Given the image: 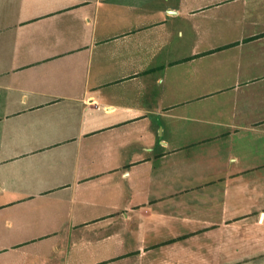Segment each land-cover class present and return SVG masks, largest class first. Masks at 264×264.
<instances>
[{"label": "crops", "instance_id": "obj_1", "mask_svg": "<svg viewBox=\"0 0 264 264\" xmlns=\"http://www.w3.org/2000/svg\"><path fill=\"white\" fill-rule=\"evenodd\" d=\"M0 264H264V0H0Z\"/></svg>", "mask_w": 264, "mask_h": 264}]
</instances>
